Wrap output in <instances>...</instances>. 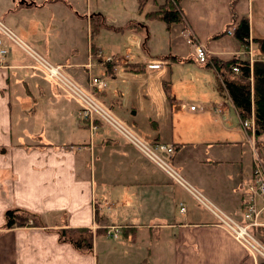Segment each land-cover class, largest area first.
I'll return each instance as SVG.
<instances>
[{"label":"crops","instance_id":"1","mask_svg":"<svg viewBox=\"0 0 264 264\" xmlns=\"http://www.w3.org/2000/svg\"><path fill=\"white\" fill-rule=\"evenodd\" d=\"M237 1L227 0L231 23L235 27L239 17L246 18L249 40L263 37L254 36L252 29L253 18L258 17L256 5L260 6L262 1L245 0L246 15L236 12ZM88 2L77 6L74 0H0V20L50 62L63 65L64 71L79 83L85 81L84 87L91 90L94 97H101V102H106L108 105H104L113 112V106L120 104L119 98L105 101V88L97 91L88 86L91 77L103 79L99 73L89 74L90 60L93 59L88 56L91 47L88 25L95 16L104 25L100 28L118 32L125 26H119L118 21L106 24L103 6L96 2L94 10H90ZM135 6L137 19H134L140 22L138 29H145L147 20L137 13L136 3ZM148 8L152 9L151 6ZM77 9L84 11L83 17L79 16ZM179 9L182 24L186 27L181 28L180 33L185 37L187 33V43L192 48L200 38L189 24L180 2ZM63 11L70 12L71 17H77L81 22L86 20L84 60L77 47V28L73 18L69 28L63 29L66 32L62 40L54 41L60 27L58 13ZM124 21L128 23L129 20ZM218 33L214 38L217 39ZM231 34L237 41L233 49L221 55L206 43L208 56L246 58L248 47L241 44L233 32ZM96 35H100L99 31ZM0 38L3 37L0 35ZM2 41L8 53L0 64V264H137L141 260L148 264H259V258L238 243L211 211L212 208L218 209L232 219L244 222L249 201L254 200L260 207L258 197L250 193L251 183L245 186L239 176L234 186L225 185L226 179L221 177L231 176L222 170L232 161L220 153L215 156V149H212L214 156L211 153L206 158L192 156L193 147L204 145L208 146L207 151L211 148L220 150L217 146L221 144L216 146L214 141L205 138L196 139L199 143L195 139L191 142L188 135L180 137L177 142L174 134L162 141L158 121L150 118L154 130L149 128L144 133L143 129L142 133L152 135L153 142L172 144L174 169L193 182L190 184L180 175L185 184L178 183L105 123L97 121L95 131L90 133L77 115L76 103L34 70L30 58L17 46L4 38ZM92 43L100 49V43L95 40ZM82 44L81 41V49ZM255 50L253 59L257 57ZM155 58L145 56L141 68L135 70H125L116 64L113 77L118 68L130 72L157 69L161 61ZM154 64L157 67L148 66ZM202 67L206 68L203 64ZM99 68L101 75L104 74ZM213 75L217 83L214 71ZM163 82L169 85V80ZM217 92L221 98L227 97L221 91ZM226 100L230 103L229 99ZM179 104L184 105L181 109L184 108L187 115L206 116L209 121L207 117L211 109L200 105L198 100H179ZM188 105H194V109L186 108ZM211 107L212 120L223 126L224 131H233L227 128V114H230L231 107L223 101L212 103ZM122 120L141 135L142 127L138 128L132 117L131 120ZM252 135L249 143L254 153V131ZM222 146L232 147L231 142ZM188 157L197 161L186 169L185 164L190 162ZM200 164L202 167L203 164L212 166V170L202 169ZM185 195L192 198L194 206L185 203ZM15 208L36 214L39 222L7 227L4 212ZM259 221L264 223V211ZM109 226L117 227L116 237L106 234ZM79 229L90 234V250L78 249L69 238L59 236L61 231H71L72 234L67 235L73 239Z\"/></svg>","mask_w":264,"mask_h":264},{"label":"rangeland","instance_id":"2","mask_svg":"<svg viewBox=\"0 0 264 264\" xmlns=\"http://www.w3.org/2000/svg\"><path fill=\"white\" fill-rule=\"evenodd\" d=\"M165 1L166 0H161L160 4L164 3ZM261 1V5H256L257 8H255L256 15H258V17L255 16L253 18L252 29L254 32V36H263L264 38V0ZM84 2H86V0H84ZM84 2H81L80 0H74V4H77V6L81 4L84 6ZM96 2L103 6L102 11L107 17L106 24H112V22L118 21L119 26H125L123 27L122 31L118 32H112V30H110L109 28L102 27L99 29L100 35L94 36L91 34L92 27L96 26L97 23L100 24L101 19L99 20V17L92 16V18L90 19L91 21L88 25L90 29L89 39L91 41V47L88 49V56L90 59H93L90 60L89 74L94 76L99 73V77H103L106 83L104 86L107 95L105 96V101H109L110 98L112 100H115V98H119L120 100V104L118 106H113L114 111L112 112L107 109V106H105L108 104L105 102L104 105L101 102V97L95 95L96 100L105 108V110L110 111L111 114H113L119 121L125 118L131 120L132 117L138 123L137 127H142L141 135H144L142 133L143 129L144 133H147V131H149V128L152 131L154 130L151 127V118L152 120L158 121L159 123V128L162 130V141H167L169 134H174L177 142H180V137L185 138V135H188L191 138L189 140L191 142H194L193 139H195V142L199 143L203 138H205L210 141H214V145L216 146L221 144L220 146H217L220 147V150L218 148H211L208 149V151L206 150V147L208 146L204 147V145L199 144L201 146L192 148L194 150L192 156H200L202 158H206V155H209V153L213 155L212 149H215V151L217 152L215 153V156L220 153L222 156H226L223 158L231 160L232 162L230 163V165L226 164L225 166L226 168H228L227 171L226 168H223L222 170L223 173H229L231 178L227 176L221 177L226 179L225 185H227L228 187L234 186L236 181L235 179H237V177L239 176H241V180H243V184L245 186H248L247 184L250 183V186L254 185L255 178L253 176V164L255 163L260 165V169L261 171H263L261 172L262 177L264 178V149L255 147L254 153L251 150L252 146L249 143V139L253 137L252 133H249V130H245L241 127V122L237 120L232 106L230 105L229 101L226 100L228 98H221L219 96L217 92V90H219L218 83H216L214 80L212 69L209 67H202V64L204 63H198L195 59L192 48L191 46H189V43H187V39H189V36L187 35V33L186 37L180 33L181 28H186L185 24L183 25L182 21L166 24L164 21L157 18H144V14L146 12L156 11L158 9V6L160 5L158 4V0H146L145 2L147 4L141 11L137 7V13H139V15L146 19L149 24L146 22L147 26L145 27V29H134L139 27L140 24V22H137L138 20L134 19L137 16V14L134 15V13H136L135 3H137V0H89L88 3L90 4V10H94ZM179 2L180 6L187 13V20L189 21V24L191 25V27H193L197 36L200 38V41L198 42L200 45H202L206 49L205 44L207 43L210 47L213 48H211L212 50H218L221 55H224L223 53H225V51L234 48L237 41L231 34L233 32L234 24L231 23L228 15L230 9L226 5L227 0H180ZM132 6L133 8L130 11V7ZM150 6L152 7L151 10L148 8ZM246 7L247 6L245 0H238L235 10L238 14L242 13L246 15ZM77 10L80 12L79 16L83 17L84 11L79 9ZM58 16L60 17V27L59 29H57L59 33H57L54 37V41L58 42L62 40L63 34L66 32L63 29L67 30V28H69V24L73 23L70 20H72L73 18L75 20L77 28V47L79 48V52L81 53V58H83L84 60L86 42L84 23L86 22V20L85 22H81L79 21V18L71 17L72 15L70 12L64 11L59 12ZM124 20L129 21L128 23H126V21ZM1 22L3 23L2 20ZM224 22H227L228 25L226 26ZM128 25L131 27H128ZM127 28L131 29L127 30ZM227 31H229V33H227ZM216 32H220L218 33L220 35L217 34V39L214 38V34ZM4 39L6 38L4 37ZM208 39L211 40L208 41ZM251 39L249 40V38L247 37V47L248 50L251 51V57L253 58L255 54L253 50L256 49V46L251 42ZM94 40L98 42V44L100 43L98 45L100 47L99 50L98 47L92 43ZM81 41L83 42L82 49L79 45ZM19 49L25 55H27L21 48ZM240 50L243 51L242 48ZM114 52H116L117 54H111ZM147 55L150 57H157L154 60L158 59L161 61L160 67L157 69L153 68L154 70L146 69L144 72L123 71L122 68H124L125 70H135L137 68H141V61H143V59ZM208 55L209 50L206 49V57L208 61H210V57L213 56ZM41 56L44 57L43 55ZM168 56L172 57L167 59ZM44 58L48 60L46 57ZM30 60L32 61V64H34L33 59L30 58ZM107 62H114L118 64V66L122 67L116 70L114 77V69L110 74L105 73L101 75V69L99 68V66L101 67V64L102 66H104V64H106ZM134 62L140 63V65L134 64ZM164 62L168 63L169 66ZM49 63L52 62L49 61ZM97 63H99V66L97 65ZM148 66L150 67L151 65ZM33 69L38 71L43 76V74L37 68ZM65 73L77 84L84 87L85 81L79 83L73 76L69 75L67 72ZM83 76H86V72L84 70ZM162 80H169L170 87L167 94L163 90ZM58 90H60L61 94L71 99L69 94H67L65 91L60 88ZM179 100H198V102L201 103L200 105L204 107L208 106V108L211 109L209 113L210 115L207 117L209 121H206V116H204L203 118L202 116L197 115H187V111H185L184 108L181 109V106L183 107L184 105L180 106ZM218 101H223L226 105L229 106V108L231 107L229 112L230 114H227L229 119V123L227 122V128H230L233 131H224L223 126L219 125L217 121L212 120L214 118L211 115V105L212 103H216ZM133 112L135 115H129V113ZM251 120V117L249 119H246V121L248 122ZM105 124L109 126V128L116 131L127 143H129L125 136L117 131L113 126H111L107 122H105ZM123 124L128 130L132 131L147 145H153L155 143L151 141L152 135L147 134L142 137L135 131L137 130L135 127H132L125 122ZM202 125L209 128L204 129ZM88 130L90 133L94 132L90 129ZM85 138L87 140V137ZM198 138L200 141H196V139ZM263 139L264 133L261 136H255L254 142H257V140L261 141ZM229 140L232 147L222 146L223 144L229 145ZM131 145L134 146L133 144ZM138 151L140 152V150ZM140 153L147 157L143 152ZM251 157L253 158L251 159ZM188 158H190V162L188 161L187 164H185L187 166L186 169L191 168L192 165L194 166L197 161L196 159H193V157ZM171 166L173 169L175 168L172 163ZM199 166L202 167L201 164ZM202 169L212 170V166L206 167V164H203ZM174 171L180 177V179H182V176L187 182L193 184V182L188 179L184 175V173H178V171L175 169ZM219 173L222 174L220 171ZM177 182L185 184L183 179L181 181L177 178ZM194 194L201 200V197L198 195V193L194 192ZM185 197V203H188L189 206H194L192 198H190L188 195H185ZM212 209L216 213L222 212V214H225L221 210H216L214 208ZM218 214L220 216L214 215V217L220 224L221 222L218 220V217H222V214ZM229 217L232 218L231 216ZM233 220L239 222L234 218ZM25 223L31 224L32 220L28 219L27 221H25ZM247 232L264 248V244L258 239L257 235L252 231V228L248 229ZM69 233L70 235L72 234L71 231H66L65 235L67 236V234L69 235ZM257 249L258 251H253V256H255L256 259L259 258V261L264 260V253L262 252L263 249H260L259 247Z\"/></svg>","mask_w":264,"mask_h":264},{"label":"built area","instance_id":"3","mask_svg":"<svg viewBox=\"0 0 264 264\" xmlns=\"http://www.w3.org/2000/svg\"><path fill=\"white\" fill-rule=\"evenodd\" d=\"M0 35L6 38V40L13 45L21 48L30 58L33 59V68H37L43 76L51 82L58 89H62L70 98L77 104V115L79 118L86 121L88 129L95 131L96 122H107L119 131L129 143L133 144L140 152H143L150 160H152L161 170H163L170 178L177 181L180 177L175 173L171 166V160L174 152V147L169 143L157 142L153 145H147L139 139L132 131L128 130L123 123L115 118L96 100L91 90L77 84L71 79L64 71L63 65L49 63L44 57L39 55L32 47L21 41L8 27L0 20ZM3 37V38H4ZM192 51L195 59L198 63H206L208 61L206 57V49L199 43L192 44ZM8 49L5 48L2 39L0 38V64L3 58L7 55ZM247 59L252 61L251 52L247 51ZM36 64V65H35ZM150 67H157V65H151ZM234 72H237V68L233 67ZM105 81L98 77H91L88 80V86L91 89L97 91L104 89ZM188 109H194V105H188ZM101 119V120H100ZM104 122V123H105ZM241 127L245 130H249L251 133L254 131L253 121H241ZM93 133V132H91ZM255 163V162H253ZM260 165L253 164V176L255 178V184L250 186V193L254 197H258L260 207L256 206L254 200L249 201L245 207L244 222H236L229 216L222 214V217H218L220 224L226 229V231L242 246H246L247 251L253 255V251H258V247L264 248L258 243L248 232V229L264 225L259 221V217L262 211H264V178ZM195 195V194H194ZM195 197H197L195 195ZM198 198V197H197ZM199 199V198H198ZM216 216H220L215 211L211 210ZM107 235L116 237L117 227L109 226L106 232ZM254 244V245H253ZM258 246V247H257ZM245 248V249H246ZM264 256V255H263ZM264 258V257H263Z\"/></svg>","mask_w":264,"mask_h":264},{"label":"trees","instance_id":"4","mask_svg":"<svg viewBox=\"0 0 264 264\" xmlns=\"http://www.w3.org/2000/svg\"><path fill=\"white\" fill-rule=\"evenodd\" d=\"M145 1L146 0H137L136 4L140 11L143 9L146 3ZM179 1L180 0H166L158 6L156 11L146 12L144 18H157L164 21L166 24L181 21L182 14L179 9ZM101 26L104 25L102 23H97L96 26L92 27L91 34L95 36ZM128 27L131 26L128 25ZM134 29H138V27ZM233 30L236 39L241 44L247 46V19L240 18ZM251 42L255 44V51L257 54V57L252 61L238 56H231L227 59L213 56L210 57V61H207L203 65L214 71L218 88L230 100L238 120L241 122L251 117L254 135L261 136L264 133V38L253 37ZM115 65L116 63L114 62H107L104 66L101 64L103 73L110 74ZM233 67L237 68V72L232 70ZM162 86L164 92L167 94L169 90L168 83L163 82ZM83 122L86 127V121L83 120ZM95 122L97 123V121ZM255 146L264 149V139L261 141L257 140ZM28 219L32 220V224L39 222V217L36 214L21 209H8L4 212V220L7 227L23 225ZM252 231L264 244V226L253 227ZM76 232L78 235L73 239L65 235L66 231H61L59 236L64 239L69 238L78 249L90 250V234L85 232V229H79V231L77 230ZM137 264L148 263L145 260H141ZM259 264H264V260H260Z\"/></svg>","mask_w":264,"mask_h":264}]
</instances>
